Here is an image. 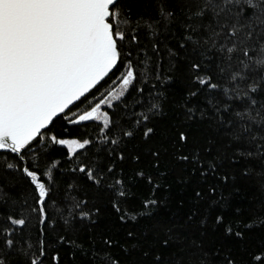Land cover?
I'll use <instances>...</instances> for the list:
<instances>
[{
  "label": "snow or ice",
  "instance_id": "snow-or-ice-1",
  "mask_svg": "<svg viewBox=\"0 0 264 264\" xmlns=\"http://www.w3.org/2000/svg\"><path fill=\"white\" fill-rule=\"evenodd\" d=\"M131 9L129 0H0V150H4L0 167L21 172L30 188V195L12 199L10 206L0 212V264H44L49 254L46 232L41 227L34 237L29 218L53 224L55 218L48 219L50 208L65 222L75 214L91 219L97 211L87 208L86 197L70 198L77 187L74 182L66 185L60 200L52 198L53 186L59 187L54 174L57 169L61 174H79L115 192L113 208L125 213L121 220L128 219L127 211L120 208V199L129 191L123 179V162H138L140 156L132 151L126 154L120 145H126L141 131L144 139L149 138L155 124L147 125L163 112V93L155 88L171 78L161 75L163 38L159 33L161 22L169 25L177 13L175 7L164 2L158 5L157 17L143 12L134 15ZM179 10L187 23L178 46L187 49L191 42L193 51L215 53L214 57H206L210 61L207 64H191L198 73L193 79L210 91L222 89L221 99L229 101L213 100L206 93L205 106L186 107L187 115L199 111L201 118H215L218 126H225L232 134L242 156L260 161V175L264 176V0H192ZM143 36L150 38L146 45ZM163 50L170 58L180 55L167 45ZM150 60L156 84L146 97L142 85L149 78ZM141 76L144 80L137 84ZM197 95L199 90L189 93L190 97ZM70 128L80 129L81 134H71ZM187 140V131L182 130L173 142L186 144ZM93 144L98 151L91 150ZM56 146L63 155H51ZM147 151L156 161L154 166H158L161 150L149 147ZM9 154L14 162L8 161ZM176 158L186 163L190 157ZM191 159V175L197 177L191 190L195 201L205 198V190L215 196L218 185L209 177L222 182L229 177L221 176L212 160L205 163L199 149ZM69 163V169L60 168ZM243 174L250 175V167H244ZM134 175L143 177L145 173ZM147 179L151 184L152 176ZM158 186L153 184V189ZM223 199L221 195L212 203ZM160 202L145 199L143 205L152 209ZM6 203L7 194L0 187V205ZM260 205L264 209V199ZM227 206L225 201L222 207ZM131 218L136 219V214ZM215 222L223 223L224 217L216 215ZM241 223L242 219L236 221L237 225ZM225 231L232 233L231 224ZM127 236L135 239L131 232ZM235 237L243 238V232L236 231ZM59 240L65 241V237ZM117 243L105 235L103 248L98 251L93 242L85 255L90 252L93 261L101 260L103 264H121L106 250ZM247 255L245 264H264V245L249 250ZM51 259L58 262L59 253L51 252ZM224 261L238 264L231 256H225Z\"/></svg>",
  "mask_w": 264,
  "mask_h": 264
},
{
  "label": "trees",
  "instance_id": "trees-1",
  "mask_svg": "<svg viewBox=\"0 0 264 264\" xmlns=\"http://www.w3.org/2000/svg\"><path fill=\"white\" fill-rule=\"evenodd\" d=\"M161 2L177 9L176 16L169 25L164 26L161 22L159 33L163 38L159 58L161 75L171 79L165 80L155 88L156 91L163 93V112L147 125L151 127L155 124L153 134L144 139L141 131L134 138L127 140L126 145H120L126 154L132 151L133 154L139 153L140 156L138 162L131 159L123 162L125 172L123 179L129 191L120 199V208L127 211L128 219L121 220L120 216L125 213L113 208V200L117 198L115 192L107 187L97 186L79 174L71 175L67 171L61 174L57 169L54 174L57 176L59 187L57 189L53 186L52 198L60 200L66 185L74 182L77 187L70 194V198L86 197L87 208H94L97 211L92 214L91 219L75 214L65 222L54 208H50L51 215L48 219L55 218L53 224H40L35 217L29 218V226L33 229L34 237L38 235L41 227L46 232L49 254L45 257L44 264H103L101 260L93 261L90 252L85 255V249H91L94 242L95 248L99 251L103 248L102 238L105 235L118 242L116 247L106 250L115 254L121 264H225V256L234 257L238 264H245L248 251L258 245H264V222H261L264 209L260 205L261 199H264V189L261 188L264 176L260 175L262 171L260 161L248 160L242 156L237 151L238 145L232 140V134L225 126H218L215 118H201L199 111L189 116L185 110L186 107L191 108L194 105L198 108L204 107L206 93L210 94L213 100L229 102L221 99L222 89L210 91L193 79L198 73L192 69L191 64L198 61L202 65L209 63L206 57H214V51L206 54H203L201 49L193 51L195 46L191 42H188L187 49L178 46L184 35V24L187 23L185 14L179 9L192 0H129L134 15L143 12L153 17L158 16V5ZM149 39L143 36L142 43L146 45ZM164 45L174 48L180 55L170 58L167 51L163 50ZM148 56H152L151 50ZM140 59H144L143 55ZM152 67L150 60L149 78L142 85L146 97L156 84ZM142 80L143 76L137 80V84ZM197 90L199 95L189 96V93ZM128 99H132L131 93L128 94ZM57 127L59 129V122ZM182 130L187 131V143H174L176 134ZM68 131L71 134H81L77 128H70ZM149 147L152 151L157 148L161 150L158 166H154L156 161L147 151ZM197 149L205 163L212 160L216 163L219 174L229 177L227 182H222L217 177L210 176V182L217 183L218 191L215 196H209L205 190V198L199 202L195 201L191 191L194 187L193 182L197 179L191 175V156L197 154ZM91 150L99 149L93 144ZM51 155L61 156L63 151L56 146ZM83 155L85 153H81V156ZM177 155H188L190 158L185 163L178 160ZM3 160L4 156L0 155V161ZM8 161L14 162V157L10 154ZM70 167V163L60 165L61 169ZM244 167H250V175L243 174ZM119 171L118 165L117 172ZM139 171H143L145 175L135 176L134 173ZM149 175L152 176L151 184L147 179ZM129 177H132L131 182ZM153 184L159 186L154 190ZM0 187L8 198V203L0 205V212L10 206L12 199L20 200L24 195H30L28 182L18 170L6 171L0 167ZM221 195L225 199L212 203ZM145 199H157L161 202L148 209L143 205ZM225 201L228 206L222 207ZM236 208L243 211L237 213ZM132 214H136V219L131 218ZM216 215H222L224 222L216 223ZM64 216H67V212ZM241 219L242 223L237 225L236 221ZM229 224L233 229L232 233L225 231ZM236 231H242L243 238H236ZM128 232L133 233L135 239L129 238ZM60 236H64L65 241H60ZM164 241H167L166 245L163 244ZM121 245L127 247L128 251ZM53 251L59 253L58 262L51 259Z\"/></svg>",
  "mask_w": 264,
  "mask_h": 264
},
{
  "label": "water",
  "instance_id": "water-1",
  "mask_svg": "<svg viewBox=\"0 0 264 264\" xmlns=\"http://www.w3.org/2000/svg\"><path fill=\"white\" fill-rule=\"evenodd\" d=\"M0 151H4V150H0Z\"/></svg>",
  "mask_w": 264,
  "mask_h": 264
}]
</instances>
